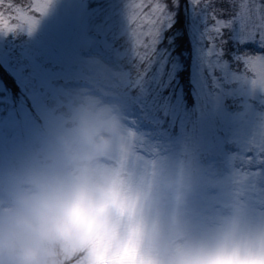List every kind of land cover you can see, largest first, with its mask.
<instances>
[{
	"label": "rangeland",
	"instance_id": "obj_1",
	"mask_svg": "<svg viewBox=\"0 0 264 264\" xmlns=\"http://www.w3.org/2000/svg\"><path fill=\"white\" fill-rule=\"evenodd\" d=\"M45 2L0 0V13L17 29L0 32V63L19 86L13 92L0 75V171L53 143L80 109H112L132 133L127 143L141 154L194 158L205 185L234 170L252 173L249 196L264 199V154L248 151L264 125V90L252 86L240 59L264 55L258 34L242 39L234 21L210 41L216 22L203 0L201 6L192 0H51L40 15ZM181 2L187 16L175 20ZM253 2L264 0H211L221 20ZM161 8L170 20L141 61L135 53L142 56L145 48L134 49L133 33L149 43ZM29 18L38 19L31 32ZM177 33L183 35L176 43ZM210 48L216 49L211 55ZM184 67L189 75L180 83Z\"/></svg>",
	"mask_w": 264,
	"mask_h": 264
},
{
	"label": "clouds",
	"instance_id": "obj_2",
	"mask_svg": "<svg viewBox=\"0 0 264 264\" xmlns=\"http://www.w3.org/2000/svg\"><path fill=\"white\" fill-rule=\"evenodd\" d=\"M124 136L119 113L84 107L0 171V264H264V199Z\"/></svg>",
	"mask_w": 264,
	"mask_h": 264
},
{
	"label": "snow or ice",
	"instance_id": "obj_3",
	"mask_svg": "<svg viewBox=\"0 0 264 264\" xmlns=\"http://www.w3.org/2000/svg\"><path fill=\"white\" fill-rule=\"evenodd\" d=\"M50 2L51 0H46L43 5L38 6L40 15H43L46 12ZM172 2L175 4L176 0H172ZM192 3L196 6H201V0H192ZM202 5L208 9H212L211 13L208 11V17L211 15L212 19L216 22L215 26L212 29H209L208 32V39L210 41L220 37L223 31L226 28L231 27L232 23L235 21L239 23L242 39L251 40L258 34L259 39L262 42V46H264V3L253 2L251 4L243 5L241 11H237L227 20L217 19L216 9L213 7L211 0H203ZM9 7L11 8L12 6L9 5ZM220 11L221 14H223V9ZM9 19H12V17L6 19L4 14L0 13V32H10L17 30L15 27L10 25ZM169 20V13L165 12L164 9L161 8L160 15L157 16L154 21H152L154 31H149L147 34L150 37V42L147 44H141L139 36H137L136 33H133V37L135 38L133 42L134 49L136 45H141L145 48L144 55L141 56L139 53H135L141 61H147L149 59L157 41L161 26ZM37 23L38 19L29 18L27 31L31 32ZM214 50L216 49L210 48L208 54L211 55ZM240 59L243 60L246 72L251 73L252 86H258L264 90V55H247L241 57ZM126 133L127 131H125V136L123 138L125 141H127L128 135H132V133H127V135ZM248 151H254L257 154H264V125H261L260 131L249 142ZM252 175V173L234 170L230 177L235 184L242 186V188L246 190L247 194L249 195V193L253 190L250 188V177Z\"/></svg>",
	"mask_w": 264,
	"mask_h": 264
},
{
	"label": "trees",
	"instance_id": "obj_4",
	"mask_svg": "<svg viewBox=\"0 0 264 264\" xmlns=\"http://www.w3.org/2000/svg\"><path fill=\"white\" fill-rule=\"evenodd\" d=\"M184 6V5H183ZM184 8V7H183ZM183 15L184 16H187V15H185V9L183 10ZM181 15H179V18H181L180 17ZM187 22V21H186ZM181 27V25H179V23L177 22V23H174L173 24V26H172V28H173V30H178L179 28ZM169 36V35H171V32L170 31H168L167 33H166V36ZM182 35L183 34H179V33H177V35L175 36V39H176V43L178 42V39H182ZM176 48V47H175ZM176 49H175V51L173 50V53L175 52L176 53ZM184 60V59H183ZM4 68L2 67V65L0 64V70H3ZM186 71V69H185V67L183 68V69H181V73H180V75H181V80H180V83H182L183 82V80H184V78H185V76H187L188 74H187V72H185ZM3 75L2 77L4 78V80H5V82H6V85L8 86V88L10 87V88H12V89H14V91H16L17 90V86L15 85V83H14V80H13V78H12V76H9L10 74H7V72H4V71H1L0 72V75Z\"/></svg>",
	"mask_w": 264,
	"mask_h": 264
}]
</instances>
